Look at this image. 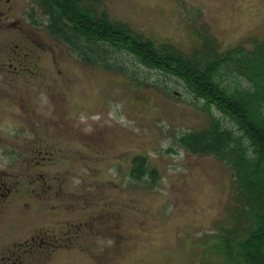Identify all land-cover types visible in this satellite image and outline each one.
<instances>
[{
	"label": "rangeland",
	"instance_id": "1",
	"mask_svg": "<svg viewBox=\"0 0 264 264\" xmlns=\"http://www.w3.org/2000/svg\"><path fill=\"white\" fill-rule=\"evenodd\" d=\"M101 7L185 52L201 28L220 51L264 41V0ZM47 24L36 0H0V264H226L217 247L237 221L230 171L175 142L208 127L204 101L121 51L104 47L127 75L83 62ZM136 155L157 169L156 188L131 179Z\"/></svg>",
	"mask_w": 264,
	"mask_h": 264
},
{
	"label": "trees",
	"instance_id": "2",
	"mask_svg": "<svg viewBox=\"0 0 264 264\" xmlns=\"http://www.w3.org/2000/svg\"><path fill=\"white\" fill-rule=\"evenodd\" d=\"M36 1L48 18V36L81 61L127 75L124 68L109 63L104 47L121 51L145 68L181 82L204 101L208 127L184 133L175 142L193 156L217 158L230 171L237 191V221L218 234L217 247L226 264H264V41L255 40L250 50L236 46L220 51L208 30L201 28V45L185 52L169 43L157 45L126 23L112 21L102 0ZM226 76L246 81L247 86L230 88ZM130 177L154 189L159 173L146 156L136 155Z\"/></svg>",
	"mask_w": 264,
	"mask_h": 264
},
{
	"label": "flooded vegetation",
	"instance_id": "3",
	"mask_svg": "<svg viewBox=\"0 0 264 264\" xmlns=\"http://www.w3.org/2000/svg\"><path fill=\"white\" fill-rule=\"evenodd\" d=\"M52 245H60V244H58V242H55V243H53ZM11 258V257H10Z\"/></svg>",
	"mask_w": 264,
	"mask_h": 264
}]
</instances>
